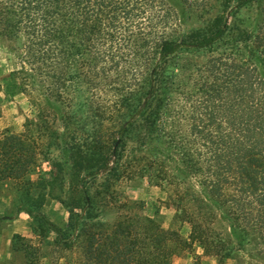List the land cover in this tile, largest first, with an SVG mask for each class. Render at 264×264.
<instances>
[{"label": "trees", "instance_id": "obj_1", "mask_svg": "<svg viewBox=\"0 0 264 264\" xmlns=\"http://www.w3.org/2000/svg\"><path fill=\"white\" fill-rule=\"evenodd\" d=\"M0 45L33 117L0 132V188L39 245L67 264H173L195 245L264 264V0H0ZM144 180L167 194V229L157 211L98 221L116 184ZM31 244L12 240L26 264L47 255Z\"/></svg>", "mask_w": 264, "mask_h": 264}, {"label": "rangeland", "instance_id": "obj_2", "mask_svg": "<svg viewBox=\"0 0 264 264\" xmlns=\"http://www.w3.org/2000/svg\"><path fill=\"white\" fill-rule=\"evenodd\" d=\"M247 12V10H244L242 13L245 15ZM201 26L202 23L200 21L191 19V21L183 25L181 33H187ZM7 59V52L5 48L0 45V132L8 130L15 134H22L24 132L25 119L33 117L26 99L22 95L13 93L10 90L11 82L9 75L12 68ZM50 158L57 161L63 160V156L55 150L51 152ZM37 159L39 163H41L39 169L48 172L50 168L47 162H45V154L40 152ZM39 173V170H37L32 178L37 180L40 177ZM189 183L191 185V181H189ZM111 193L114 198H106L105 202L98 203L94 209L93 213H95V215H100L98 221L110 225L115 222L117 215H147L153 217L157 211L163 222V228L167 229L171 225L174 217V209L167 208V194L163 189L151 185L145 180L133 182L124 181L116 184ZM111 193H109V195H111ZM132 203H136V205L134 206ZM45 205H52L53 209L58 211L57 213L68 215L67 209L64 208L58 200L47 198ZM77 213L85 215L87 211L85 209H78ZM19 215H23L24 219H28L31 222L30 227L32 230L31 218L24 212L18 213L16 207L13 205V200L9 191L0 188V218H8V220L1 222L0 232L7 221L17 219ZM189 217H191V215H189ZM184 219H186L185 215H180V220L175 223L174 229L186 239L191 233V227L188 223L182 221ZM222 228H225V226L221 223L219 229ZM20 236L27 241H31V247L37 249L41 247L42 253H47L45 259H43L36 255V251L33 249L28 250L30 259H36L34 262L35 264H67V261L64 259L59 261L58 255L54 253L51 248H47L46 244L39 245V238L34 236L32 232L28 236ZM11 255L12 258L4 264H26L25 254L23 252H13L11 249ZM184 255L185 257L175 259L173 264H219L215 258L206 256L197 245L193 246L192 249L190 246V249L185 251ZM224 264L236 263L233 260H229Z\"/></svg>", "mask_w": 264, "mask_h": 264}, {"label": "crops", "instance_id": "obj_3", "mask_svg": "<svg viewBox=\"0 0 264 264\" xmlns=\"http://www.w3.org/2000/svg\"><path fill=\"white\" fill-rule=\"evenodd\" d=\"M55 210L52 205H44L41 208V212L47 220L61 228L65 227L68 221V215H62ZM30 223L28 219H24L23 215H19L17 219L6 222L0 232V264L8 262L12 258L11 249L14 235L28 236L32 232Z\"/></svg>", "mask_w": 264, "mask_h": 264}]
</instances>
